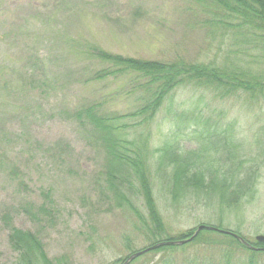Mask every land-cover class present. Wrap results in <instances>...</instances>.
Returning a JSON list of instances; mask_svg holds the SVG:
<instances>
[{"label": "rangeland", "instance_id": "1", "mask_svg": "<svg viewBox=\"0 0 264 264\" xmlns=\"http://www.w3.org/2000/svg\"><path fill=\"white\" fill-rule=\"evenodd\" d=\"M210 16L197 0H0V72L7 68L0 74V87L8 79L14 85L3 110L9 114L0 128V138L6 137L0 144V155L6 154L25 169L35 189L50 188L53 192L58 210L55 226L40 228L25 215L14 217L17 227L40 231L51 258L67 255L73 264H109L129 254L124 245L126 236L136 249L148 245L132 217L113 207L111 196L103 194L101 181L95 180L102 167L101 153L97 155L87 146L77 123L63 112L65 107L71 112L92 102L110 113L125 114L136 108V95L131 91L137 82L132 75L86 83L91 71L103 67L91 59L89 52L94 46L142 59L213 60L220 65L229 54L236 53L243 58L242 66L264 69V58L257 56L258 51L241 55L242 47L233 38V30L221 29ZM31 54L44 57L48 68L35 67L32 71L28 66ZM31 78L51 82L55 90L33 91ZM199 110L205 130L187 128L188 118ZM175 113L181 117H174ZM215 119L230 125L226 135L235 148L233 154L238 157L242 152L260 169L254 199L241 208L221 210L211 203L189 207L180 214L167 207V194L156 185L157 203L169 234L202 223L222 225L223 230H238L256 247L255 237L264 235V100L257 104L246 97L222 100L201 89H180L173 106L167 101L150 124V149L165 143L186 152L208 147L210 142L205 139ZM141 134L146 136L148 131L142 127L130 130V138ZM35 140L43 145L62 140L73 150L63 156L39 151ZM213 141L217 144L218 140ZM210 155L226 156L223 150L211 151ZM19 199L14 185L0 170V209ZM15 257L8 231L0 224V264L10 263ZM222 257L219 247L196 245L164 255L145 254L133 264H164V258L170 264H222Z\"/></svg>", "mask_w": 264, "mask_h": 264}, {"label": "trees", "instance_id": "2", "mask_svg": "<svg viewBox=\"0 0 264 264\" xmlns=\"http://www.w3.org/2000/svg\"><path fill=\"white\" fill-rule=\"evenodd\" d=\"M197 1L210 11V18L220 24L221 29L233 30L235 36L233 38L242 47L241 55H250L247 51L256 50L259 53L257 56L264 58V0ZM89 53L91 59L103 67L91 71L86 83L104 80L110 76L130 75L137 82L131 91L136 95V108L129 113L105 112L98 102L76 107L71 112L66 110V107L62 109L77 123L79 134L87 146L97 155L101 153L99 155L102 167L95 180L101 181L103 194L108 193L111 196L113 207L125 210L132 217L138 234L148 243L147 246L136 249L131 245L132 239L126 236L124 245L126 244L129 254L109 264H122L128 256L147 247L187 239L194 234L197 227L176 235L167 232L164 216L155 196L156 185L167 194L165 197L167 207L173 210L172 212L180 214L189 207H206L211 203L217 204L221 210L241 208L254 199L260 169L254 164L255 160L253 163L242 152H239L238 157L233 154L235 148L227 136L231 128L229 124L225 126L220 119H215L210 134L205 139L210 142V146H202L187 152L169 143L151 150L150 124L167 101L171 107L173 106L176 92L183 88L201 89L212 93L215 99L246 97L253 104H257L264 100V69L254 70L242 66L243 58L236 53L229 54L224 65L213 60L190 62L182 58L168 61L142 59L112 53L94 46ZM47 65L44 63V57L39 54H31L28 58V66L32 71L36 68L45 70L48 68ZM5 72L7 68L0 74ZM31 79L33 86L30 89L33 91L55 90L51 82ZM12 81L6 80L0 87L1 129L2 119L8 118L9 114L3 110L12 94H9L14 87ZM174 117L180 118L181 115L175 113ZM201 119L200 110L197 114L193 113L188 118L187 128L195 131L203 129ZM137 127L148 131V135L141 134L142 136L130 138V130ZM25 135L23 134V137ZM214 139L218 140L217 144ZM4 141L6 137L2 136L0 144ZM34 146L39 151L58 152L60 156L73 150L69 143L62 140L48 145L35 140ZM220 150L226 154L225 159L211 157V151L218 153ZM0 170L12 182L20 196L16 204H4L0 209V224L8 231L9 246L16 253L14 261L3 264H73L67 255L51 258L40 231L19 228L14 222L15 215L21 214L36 227L55 226L58 210L52 190L42 187L35 189L31 186L26 170L4 153L0 155ZM206 225L223 229L222 225ZM234 232L241 235L238 230ZM196 245L205 248L219 247L223 253L222 264H264V244H255L261 248L255 250L232 235L208 229L200 231L193 240L185 244L165 243L145 254L164 255ZM164 259H162L164 264H170L166 258Z\"/></svg>", "mask_w": 264, "mask_h": 264}, {"label": "water", "instance_id": "3", "mask_svg": "<svg viewBox=\"0 0 264 264\" xmlns=\"http://www.w3.org/2000/svg\"><path fill=\"white\" fill-rule=\"evenodd\" d=\"M204 229H208V230H213V231H219V232H222V233H225V234H229V235H232L233 237H235L237 240H239L241 243H243L244 245L252 248V249H255V250H259V248L257 247H254L252 245H250L242 236L238 235L237 233H234L232 231H228V230H222V229H218L214 226H208V225H205V224H202V225H199L197 227V229L195 230L194 234L187 238V239H182V240H175V241H169V242H164V243H159V244H156L154 246H151V247H147L146 249H143L141 251H138L136 253H133L131 254L129 257H127L124 262L122 264H129L131 261H133L135 258H137L138 256L162 245V244H172V245H180V244H185L187 242H190L191 240H193L198 234L200 231L204 230ZM255 241L257 243H263L264 244V235L260 234V235H257L255 237Z\"/></svg>", "mask_w": 264, "mask_h": 264}]
</instances>
